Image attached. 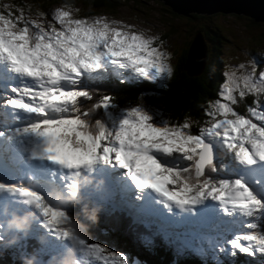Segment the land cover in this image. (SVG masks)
Returning <instances> with one entry per match:
<instances>
[{
  "label": "snow or ice",
  "instance_id": "obj_1",
  "mask_svg": "<svg viewBox=\"0 0 264 264\" xmlns=\"http://www.w3.org/2000/svg\"><path fill=\"white\" fill-rule=\"evenodd\" d=\"M18 11H0V115L6 119L10 109L18 123L24 118L22 127L9 130L16 136L43 139L33 156L59 168L66 192L58 198L75 195L77 176L99 173L127 209L150 204L168 215L227 217L249 230L227 241L231 255L264 256V71L255 65L247 71L241 63L228 73L197 133L190 118L158 120L142 105L114 113L109 95L84 107L93 100L85 82L109 70L150 82L170 77L171 53L163 41L106 16L78 17L79 9L68 4L50 20L44 12L33 19ZM248 96L253 102L241 114L236 106ZM101 110L103 117L94 118ZM0 191L19 193L49 232L70 236L68 211L43 194L4 184ZM80 243L89 257L100 259L105 251L98 243ZM112 256L114 264H125L123 255Z\"/></svg>",
  "mask_w": 264,
  "mask_h": 264
},
{
  "label": "rangeland",
  "instance_id": "obj_2",
  "mask_svg": "<svg viewBox=\"0 0 264 264\" xmlns=\"http://www.w3.org/2000/svg\"><path fill=\"white\" fill-rule=\"evenodd\" d=\"M21 2L23 4L20 2L17 3L16 0H0V7H12L18 10L24 8V13L27 12L37 17V13H34V11L41 10L38 5L30 3V0H22ZM59 2L60 4L50 5V13L64 4H75L71 6L79 8L88 3L87 0H60ZM29 6H31L30 10ZM169 8L163 0H160V2L157 0H146V2L141 3L139 0H128L119 3L118 7L112 9L102 7L99 12L82 14L80 12H88L87 9H79V13H75V15L91 17L100 13L102 16L108 17L109 20L122 21L133 25L137 30L144 31L147 36H158L162 32L166 33L167 38L163 41L162 48L171 52V65L174 62L172 53L180 50L183 46L187 47L188 42H191L185 64L189 72L196 71L197 68H200L206 58V54H210L208 55L210 57L211 49L214 48L225 59L219 67V80L223 77V74L234 71L236 66L241 63L247 66V71H251L253 65H255L257 72L264 71V36L260 35L261 32L264 33L263 22H252L253 19L251 17L243 14L224 13L220 11L199 13L200 16L192 17L189 16L191 12L187 13L188 15L181 12L173 14ZM199 35L204 42V48H202L199 42L194 40ZM215 43H217L216 46ZM212 60L213 57L208 59L206 63L212 64ZM148 96H159V91L154 95ZM157 103L163 106L164 101L159 97L155 98V100H147V104L150 105ZM87 215L88 212L84 210L81 218ZM100 225L107 227L106 235L110 238H112L111 235L113 233H118L117 229L111 230L110 225L102 221H96L95 227L90 226V229L97 230L96 227ZM66 242L68 244L69 240ZM132 244H129L130 248H132ZM138 256L144 260V264H149V257L145 255ZM168 258L174 263L179 264L180 262L173 257ZM3 259L6 262L1 259V264L10 262L5 257ZM235 259L239 258L232 257L225 264L236 263ZM260 261H264V256ZM260 261L256 262L254 258L239 259L238 264H259ZM185 262H192V260L185 259ZM260 264H264V262Z\"/></svg>",
  "mask_w": 264,
  "mask_h": 264
},
{
  "label": "trees",
  "instance_id": "obj_3",
  "mask_svg": "<svg viewBox=\"0 0 264 264\" xmlns=\"http://www.w3.org/2000/svg\"><path fill=\"white\" fill-rule=\"evenodd\" d=\"M17 3L23 4L22 0H16ZM32 4L38 5L41 10L34 11V13L44 12L47 14V18L50 19L51 15L50 5L60 4V0H30ZM88 3L80 6L78 9H87L88 12H80L82 14L90 12H99L100 9H112L118 7L119 3L126 2L128 0H87ZM160 2V0H157ZM139 2H146V0H139ZM75 5V4H70ZM24 9V8H22ZM170 11L174 14L176 13L171 8ZM28 10V9H25ZM79 13V12H78ZM189 16L197 17L200 16L199 13L191 12ZM252 21V20H251ZM254 22V21H252ZM261 36L264 33L261 32ZM159 39L164 41L167 38L166 33H160L158 35ZM191 42H188L187 47H181L180 50L174 51L172 53L174 62H172L173 74L168 77H162L159 80L161 82L148 81L152 87V90H159V96H148L143 92L148 85L141 84L136 86H128L121 84L116 85L114 89L116 90L115 99L119 104L126 103H147V100H155V98H161L164 103L163 106L157 104H147L160 116L162 119H167L173 122H183L185 118H190L193 122L192 132H196L200 126L204 124L208 118L204 115L205 110L208 108L209 104L213 101L219 99V93L226 80V75L223 74V79L219 80V67L225 59L217 53L216 49H211L210 54H206L205 60L202 62L200 68L196 71H188L185 64L188 56V50ZM260 43V40H259ZM217 43H215V46ZM170 52V51H169ZM171 53V52H170ZM213 57L212 64H207L206 61ZM171 63V60H170ZM227 67V65H226ZM191 70V69H190ZM199 89V90H198ZM134 92V93H133ZM254 99L252 96H248L246 100L239 103L236 106V110H242V106L245 101ZM103 115V111H100ZM120 227H117L119 229ZM121 229V228H120ZM122 236V238H120ZM112 240L118 247H127L130 243L128 238L123 237L120 233H113L111 235ZM236 263L228 264H238L239 259H235ZM149 264H177L168 258L164 252H156L153 257L148 258ZM179 264H199L198 262H180Z\"/></svg>",
  "mask_w": 264,
  "mask_h": 264
},
{
  "label": "water",
  "instance_id": "obj_4",
  "mask_svg": "<svg viewBox=\"0 0 264 264\" xmlns=\"http://www.w3.org/2000/svg\"><path fill=\"white\" fill-rule=\"evenodd\" d=\"M163 2L169 5L173 11L184 14L220 11L243 14L251 17L254 21L264 22V0H163ZM194 40L204 48V42L200 35Z\"/></svg>",
  "mask_w": 264,
  "mask_h": 264
},
{
  "label": "clouds",
  "instance_id": "obj_5",
  "mask_svg": "<svg viewBox=\"0 0 264 264\" xmlns=\"http://www.w3.org/2000/svg\"><path fill=\"white\" fill-rule=\"evenodd\" d=\"M99 211H100L99 208L93 209V213H92V216H91V219L93 221H95V219H96ZM8 226H9V229L10 230H15L16 232H26V230L30 226L29 216L28 215H24V216H14L9 221V225ZM68 227H69V229L73 230V234H75L73 225L72 224H69ZM3 243H4V247L6 249L7 247H10V246L14 245L16 243V241L15 240H12V241L3 242ZM21 264H35V260H34V258H31V257H22L21 258ZM60 264H75V257H74V255H70L69 257H66L65 259H63L60 262Z\"/></svg>",
  "mask_w": 264,
  "mask_h": 264
}]
</instances>
